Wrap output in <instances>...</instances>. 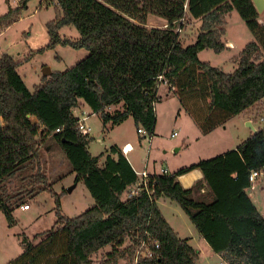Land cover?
<instances>
[{"label":"trees","instance_id":"16d2710c","mask_svg":"<svg viewBox=\"0 0 264 264\" xmlns=\"http://www.w3.org/2000/svg\"><path fill=\"white\" fill-rule=\"evenodd\" d=\"M46 2L54 4L56 16L47 22L48 43L35 52L70 45L89 54L65 71L44 75L34 90L19 73L23 60L10 53L0 56V210L13 225L17 207H30L28 197L50 190L57 215L51 229L35 235L40 241L23 234L24 251L10 263L119 264L127 255L129 264L136 260L137 264H196L199 248L178 233L158 203L169 197L202 226L204 239L229 264H264V214L247 191L250 173L264 168V125L236 149L169 174L153 173L150 193L141 190L127 197L138 179L134 166L118 145L100 163L103 154L90 152L92 137L82 135L74 112L83 98L105 125L115 126L132 116L137 130L142 127L154 135L159 88L166 84L179 94L203 133L226 124L264 100V23L254 1ZM233 10L246 21L254 39L240 52L236 69L226 72L202 61L199 53L208 48L222 52L227 47L225 23ZM21 11L18 5L0 15V30L19 18ZM150 14L167 25L147 26ZM193 20L201 22L199 32L194 42L186 44L178 27L185 30ZM66 25H74L79 38L62 36L60 30ZM116 105L121 106L112 110ZM47 137L62 147L76 180H83L95 200L77 216L63 215L62 194L53 191L42 169L40 146ZM28 166L30 173L18 174ZM193 168H200L204 177L185 188L178 176ZM12 178L17 179L13 185L9 184ZM203 188L208 190L202 197ZM107 246L112 250L95 262L94 255Z\"/></svg>","mask_w":264,"mask_h":264},{"label":"rangeland","instance_id":"374dc122","mask_svg":"<svg viewBox=\"0 0 264 264\" xmlns=\"http://www.w3.org/2000/svg\"><path fill=\"white\" fill-rule=\"evenodd\" d=\"M18 5L22 6L20 17L0 30V56L10 53L16 60H23L18 69L19 73L26 85L34 90L43 80L45 67H50L52 71H65L87 57L89 51L85 48L76 49L70 45H59L53 49H46L44 52H35L48 43L47 22L55 18V6L46 0H0V15L5 14L10 7ZM261 18L264 20V12ZM193 23L191 22L181 32V39L186 44L194 42L199 32L198 23L196 25ZM146 25L163 27L166 22L163 18L150 14ZM225 25L227 31L223 36L224 41H234L237 47L232 50L225 49L222 52H216L211 48L204 49L200 51L199 57L202 61L219 66L226 72H232L238 66V63L234 61V55L242 51L241 49L244 48L242 45L253 40L254 35L237 10L228 14ZM60 33L62 36L74 39L80 36L79 30L74 25L62 27ZM120 106L116 105L111 109L114 110ZM74 112L78 118L87 116L86 122L91 127L90 136L92 137L88 148L93 155L103 154L100 163L105 162L112 146L129 141L136 147V150L129 154V158L137 169H142V157L147 154L149 148H151V160L156 163L158 169L162 163L173 168L191 163L200 157L211 158L228 151L236 140H247L250 136L249 130L254 131L250 127L238 130L237 126L224 130L222 127L224 128L225 124H222L218 126L216 132L206 135L186 111L179 94L169 91L166 84H162L159 89V99L156 103V132L152 141L149 137H143L138 133L132 116L118 125L113 126L111 122L105 125L100 114L93 112L83 98H79ZM256 124L258 127L264 125L260 120H257ZM175 131L177 134L173 136L172 133ZM178 147L182 148L177 150ZM217 147L221 149L220 152H215ZM202 148L206 150L201 151ZM40 152L41 166L46 171L49 182L53 183V191L62 194L63 215L77 216L95 204L83 180H76V172L72 171L71 163L58 143L51 137H47L42 141ZM29 171L31 167L28 166L21 168L18 174L23 176ZM259 180L260 190L264 185V175L260 176ZM16 182L17 179L12 178L9 184L13 185ZM205 190L207 191L208 188ZM204 194L206 192H200L202 197ZM26 203H29L31 208L17 207L14 211L17 222L13 225L8 223L5 214L0 210V262L2 264H11L12 259L23 253V234L32 240L37 233L51 229L57 220L56 199L52 191L45 190L36 197H28ZM158 203L182 236L192 231L194 237H197L194 234L195 223L177 201L163 197ZM40 239L41 237H38L34 240L38 242ZM192 240L193 245L198 246L200 250V257L196 264H229L214 251L206 239L202 238L201 242L193 238ZM128 244L129 242L126 241L124 247ZM111 250V246L101 249L94 255V261L101 262ZM129 262L130 258L127 255L119 259V264H129Z\"/></svg>","mask_w":264,"mask_h":264},{"label":"crops","instance_id":"0c3cea01","mask_svg":"<svg viewBox=\"0 0 264 264\" xmlns=\"http://www.w3.org/2000/svg\"><path fill=\"white\" fill-rule=\"evenodd\" d=\"M234 11V10H233ZM264 12V9L262 10V13ZM262 13L261 12H259V21L261 22V23H264V20L261 18L262 17ZM192 22H194L193 24L194 25H196V23H198V25L200 26V21L199 20H193ZM227 31V28H226V25H225V32ZM225 43H226V48L225 49H230V50H232V49H235L236 47H237V45H236V43L234 42V41H230V40H225ZM246 45V44H245ZM245 45H242L243 47L245 46ZM224 49V50H225ZM242 50V49H241ZM241 52V51H240ZM240 52L239 53H236L235 55H234V61H235V63H237V61H236V59L238 58V56H239V54H240ZM200 54H201V52H200ZM199 54V55H200ZM219 67V66H218ZM221 68V67H220ZM223 69V68H222ZM236 69V68H235ZM234 69V70H235ZM233 70V71H234ZM160 89V88H159ZM83 112V111H82ZM263 112V113H262ZM262 114H264V100H262V101H260V102H258V103H256L255 105H253V106H251L248 110H246V111H244V112H242V113H240V114H238V115H236V116H234L233 118H231L229 121H227V123L224 125V128L222 127V129H224V130H228V129H230L232 126L234 127V128H236V126H237V129L239 130V129H242V128H246V127H250V128H252L254 131L252 132L251 130H249V132H250V136L254 133V132H256L257 130H259V128H261L262 126H257V120H260V116H263ZM237 117V120H235V118ZM233 119V120H232ZM239 119V120H238ZM3 122V121H2ZM235 123V124H234ZM232 129V128H231ZM218 130V127L216 128V129H214L213 131H211L210 133H208V134H206V135H210L211 133H214V132H216ZM155 132H156V129H155ZM176 132V131H175ZM249 136V137H250ZM248 137V138H249ZM153 139H154V137H153ZM239 140H241V139H238V141L236 140L235 142L236 143H233V145L229 148V150L230 149H236L243 141H245L246 139H242V141H239ZM239 142V143H238ZM126 143H131V142H129V141H127ZM126 143H124V144H122V145H118L119 146V148H121L122 149V147L126 144ZM132 144V143H131ZM151 147V146H150ZM182 147H178V149L177 150H180ZM150 149L151 148H149L148 150H147V153H149V165H150V170L151 171H159L160 169H158L157 168V165H156V163L155 162H153L152 160H151V152H150ZM136 150V147L133 145V150L131 151V152H129L128 154H127V157H128V159L130 160V158H129V154L130 153H132V152H134ZM206 149L205 148H202L201 149V151H205ZM217 151H215V152H220V150L221 149H219L218 147H217V149H216ZM147 155V154H146ZM145 155V156H146ZM116 156V155H115ZM145 156H143L142 157V161H143V164H144V158H145ZM201 159H206V158H202V157H200L199 159H197V160H195V161H192L191 163H187L186 165H178L177 167H173V168H171L170 166H165L163 163H162V165H161V167H167L171 172H174V171H176V170H178L179 168H181V167H183V166H188V165H191V164H193V163H196V162H198L199 160H201ZM130 162H131V160H130ZM153 164V165H152ZM133 165V164H132ZM134 166V165H133ZM181 166V167H180ZM160 167V168H161ZM134 168H136L135 166H134ZM143 168V167H142ZM137 169V168H136ZM203 177H204V174H203V172H202V170L200 169V168H193V169H191L190 171H188V172H186V173H184V174H181V175H179L178 176V179H179V181L182 183V185L185 187V188H190V187H192V186H194L198 181H200V180H202L203 179ZM260 181V180H259ZM205 193L206 192V190L203 188L202 189V191H201V193ZM251 199L253 200V202H254V204L256 205V207L261 211V213L262 214H264V185L262 186V188L259 190V187H258V192H256L255 194H252L251 196ZM29 208H31V207H29ZM163 211V210H162ZM164 213V212H163ZM164 215H165V213H164ZM166 216V215H165ZM167 218V217H166ZM168 219V218H167ZM168 221H169V219H168ZM170 222V221H169ZM171 223V222H170ZM172 224V223H171ZM196 226H195V229H196V231H194V234L197 236V237H194V235H193V233H192V231L191 232H188L187 233V235L186 236H182L181 234H180V232L178 231V233L182 236V237H189L190 238V242L192 243L193 242V240H192V238L193 239H195L196 241H198V242H201L202 241V238H204L203 236H202V226L201 225H197V224H195ZM193 230V229H192ZM193 244V243H192ZM194 246H196V245H194ZM197 248H199L198 246H196ZM0 264H2V262H0Z\"/></svg>","mask_w":264,"mask_h":264},{"label":"built area","instance_id":"2783aa9c","mask_svg":"<svg viewBox=\"0 0 264 264\" xmlns=\"http://www.w3.org/2000/svg\"><path fill=\"white\" fill-rule=\"evenodd\" d=\"M186 9L188 8V3H186L185 5ZM185 21V18H181V23H183ZM167 25V24H166ZM165 25V26H166ZM178 30L180 32L184 31V28H182L181 26L178 27ZM160 79H162V76H159ZM87 116L83 115L81 118H78V127L80 132L82 133V135H90L91 134V127H89L87 125ZM260 121L264 123V115L260 116ZM57 130H60L59 128ZM138 133H140L143 137H149L150 140L152 141L154 135L149 134L147 132L146 129L144 128H139L138 129ZM177 132H173L172 135H176ZM150 141V143H151ZM133 150V145L131 143H126L123 147H122V151L124 152V154L127 156V154L129 152H131ZM137 175H138V179L137 181L133 184V186L131 187V189L128 191L127 193V197L133 196L135 194H137L138 192H140L141 190H145L147 191V193H150V178L151 175L153 173H161V174H169L171 171L167 168V167H161L159 171H151L150 170V165H149V153H147V155L144 158V164H143V168L142 169H136L134 168ZM264 175V168L263 169H256L253 170L250 173L249 176V187L247 188V191L249 193V195L251 196L252 194H255L256 192H258V187H259V177ZM237 178V177H235ZM23 208H29L28 204H24L22 205ZM144 245V243H143ZM158 247V244H157ZM148 254H152V252H148ZM137 260L135 262V264H137Z\"/></svg>","mask_w":264,"mask_h":264},{"label":"water","instance_id":"95a60500","mask_svg":"<svg viewBox=\"0 0 264 264\" xmlns=\"http://www.w3.org/2000/svg\"><path fill=\"white\" fill-rule=\"evenodd\" d=\"M253 1L256 5L258 11L262 12V10L264 9V0H253ZM52 73H53V71L51 70L50 67L44 68V75L45 76L51 75ZM2 126H3V122H2V119L0 118V130H1Z\"/></svg>","mask_w":264,"mask_h":264}]
</instances>
